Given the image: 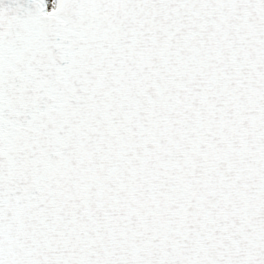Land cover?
<instances>
[{
    "label": "snow or ice",
    "instance_id": "obj_1",
    "mask_svg": "<svg viewBox=\"0 0 264 264\" xmlns=\"http://www.w3.org/2000/svg\"><path fill=\"white\" fill-rule=\"evenodd\" d=\"M0 264H264V0H0Z\"/></svg>",
    "mask_w": 264,
    "mask_h": 264
}]
</instances>
